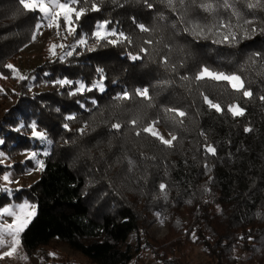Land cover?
<instances>
[{"label": "trees", "instance_id": "16d2710c", "mask_svg": "<svg viewBox=\"0 0 264 264\" xmlns=\"http://www.w3.org/2000/svg\"><path fill=\"white\" fill-rule=\"evenodd\" d=\"M93 3L99 11L91 10ZM75 7L88 11L73 18L70 41L86 37L87 43L68 45L71 55L45 61L22 80L18 102L0 120V149L10 157L35 152L42 162L37 181L21 190L37 207L20 236L26 255L58 242L91 264H144L145 250H155V264H193L191 249L200 247L205 264H264V8L248 9L245 0H236L242 15L236 28L230 10L220 7L213 16L189 0L183 6L175 0V9L167 0H80ZM40 15L23 11L18 0H0V76L13 77L7 65L32 42ZM229 18L236 42L214 43L220 39L216 29L207 38L184 30L193 23L207 30ZM104 22L106 31L123 32L132 42H95L96 27ZM138 24L151 31L141 32ZM136 55L141 58L131 59ZM204 66L239 75L252 97L223 81H196ZM31 82L49 89L31 93ZM143 88L151 100L135 95ZM125 92L130 99H116ZM201 93L223 112L209 108ZM231 104L244 115L233 117ZM165 108L183 110V123L169 119ZM153 120L177 136L173 147L143 132L135 135ZM33 122L46 141L33 137ZM115 123L119 130L111 127ZM27 163L35 166L33 159ZM155 214L170 229L166 241L149 236Z\"/></svg>", "mask_w": 264, "mask_h": 264}, {"label": "snow or ice", "instance_id": "6c2138e0", "mask_svg": "<svg viewBox=\"0 0 264 264\" xmlns=\"http://www.w3.org/2000/svg\"><path fill=\"white\" fill-rule=\"evenodd\" d=\"M80 2V0H18V3L20 6H22V10L26 12H34L41 14L39 19L41 21H47V26L49 28L55 27L57 30L60 29V20L62 19L65 22V29L68 34H73L75 32L74 27V19L79 20L82 15H84L88 9L87 8H77L75 5H77ZM168 6L175 9V0H167ZM179 3L183 6L185 4V0H179ZM190 4L197 5L199 8H201L204 12L208 13L209 15H215L218 8L222 7L225 10H230L231 16L235 17L236 20V28L242 27L240 24V21L242 19V15L240 10L236 7V0H232L230 3L229 0H220V3H214L213 0H200V2L197 4V0H189ZM245 6L248 9H256V8H264V2L262 0H255V2H252V0H245ZM151 7V5H149ZM92 11H99V7L93 3L91 5ZM183 20V17L181 18ZM107 23L104 22L102 24H98L96 27V31L93 34L95 42L99 43L100 41H106L108 44H116L120 41H127V43H131V37L126 36L123 32L117 33L115 30L112 31H106ZM254 21L250 19H243V24H253ZM44 25L42 23H37L36 25V31L38 32L41 27ZM137 27L141 32H150L151 30L147 28L143 24H138ZM219 30L216 34L220 36L219 40L214 41V43H223V42H236L237 40V32L234 30V25L232 24L231 18L225 21H217L216 24L211 25L207 27L201 25L199 23H193L190 28H185L184 30L186 32H189L194 37H200V38H207L208 34L212 33L213 30ZM264 30V29H262ZM257 31V29L253 28L252 32ZM245 37L248 36V32H244ZM109 37H117L118 39H109ZM33 40L35 39V35H33ZM66 39V36H65ZM80 45H85L87 43V40L85 38H80L77 41ZM146 44H151V40H146ZM64 48L65 45L63 43L56 45L53 44L50 47L51 54L53 56L56 55V48ZM140 52H143L147 54L146 48H140ZM66 55H71V52L66 53ZM256 56H259V53L256 54ZM141 57L139 55L132 56L131 59L137 60ZM63 59V57H61ZM163 63L167 66L168 60L167 58H164ZM8 68L12 69V65H7ZM173 70H175V65L172 66ZM13 71H15L13 69ZM98 71L103 74L102 69H98ZM20 79H24V77H19ZM182 79H188L187 77H182ZM194 79L196 81H205V82H226L235 92L240 93L242 97L245 98H251L252 92L249 89H246L244 86L243 79L233 73V74H226L224 72H218L215 70L210 69L207 66L202 67L195 75ZM57 83L61 85L70 84L71 82L68 80H61ZM96 87H100L101 91L103 90L102 85H94ZM85 88V85L81 83L79 85V90H83ZM91 90V89H89ZM75 94V93H71ZM135 95L142 97L146 100H151V97L149 96L148 89H136ZM201 96L203 98V101L209 106V108L214 109L216 112H223V109L221 108L219 103H214L212 100L208 98L207 95H204L201 93ZM116 99L118 100H126L130 99V96L127 92L123 93V95L117 96ZM261 101H264V96L260 97ZM95 103V102H93ZM166 114H171L169 116V119L174 121L176 124H182L183 123V117L186 116V113L183 110L175 109V108H165L164 109ZM227 111L231 113L233 117L236 116H243L244 115V109L239 106V104H231L228 106ZM74 116H69L68 119H74ZM133 129H136V126L138 124L137 119H132L130 122ZM159 123L157 120H153L151 123L143 126L139 130L135 131L136 136H140L141 132L146 133L152 137H154L159 143L163 144L166 147H173V142L177 140V136L173 133H169L171 136V139H166L156 128V125ZM30 127L32 128V135L34 138H37L41 141H46L47 136L42 131H37V125L33 122ZM65 128L68 127V125H64ZM87 127V125H85ZM112 128L119 130L121 128V125L119 123H115L111 125ZM81 134H83V129L80 130ZM245 131L250 132V128H246ZM203 135V133H201ZM3 141H0V144H2ZM50 143V141H49ZM205 151L207 153H211L215 155V148L210 145L205 146ZM3 153H0V156H2ZM47 155V153H45ZM30 156L32 159H35L37 156V153L32 152L30 153ZM133 162L129 161V164L131 165ZM37 164L42 167V162L37 161ZM4 181L11 183L9 175L3 176ZM166 188V185L161 184L160 190L164 191ZM4 191H10L9 189H3ZM35 205L29 204L27 202L15 206V207H3L0 209V217L8 216L12 217L13 222L7 223L6 221L0 222V248L7 247V251L0 252V259L4 258H12L17 253V250L20 247L21 241L20 236L21 233L25 230V228L30 223L32 217L35 215Z\"/></svg>", "mask_w": 264, "mask_h": 264}, {"label": "rangeland", "instance_id": "374dc122", "mask_svg": "<svg viewBox=\"0 0 264 264\" xmlns=\"http://www.w3.org/2000/svg\"><path fill=\"white\" fill-rule=\"evenodd\" d=\"M39 23H42L44 26L41 27L38 32L35 31V39L32 40L29 45L25 46L21 50V54L16 59V61L11 63L13 66L11 70H15L13 71V77L6 78L0 76V120L3 119L4 116H6L8 110L14 107L18 102L19 96L22 93L20 86V82H22V80L27 79L30 73L42 66L45 61L54 60L63 53H68V45L75 47L78 44L76 40H74V42L70 41L71 38L73 39L72 35H74V33L68 34L66 30L63 32L61 27L59 30H57L55 27L49 28L47 26V21L40 20ZM74 27L76 29L75 24ZM83 38L87 40L86 37ZM61 43H63L65 47L56 48V55L53 56L50 51L51 45H59ZM19 77H24V79H20ZM28 88L31 93H40L49 89V87L45 84L41 87H38L33 82L29 84ZM22 127L23 124H21L19 128ZM156 128L166 139H171V136L167 131L157 126ZM0 153H3V155L0 156V165L3 167L8 166L10 168L6 172L0 173V209L3 207H15L25 202L35 205V203L24 192L21 191L22 189H28L33 183L37 181L40 176V166L37 164V161L33 159L35 163L34 167L27 163V160L32 159L30 156V153L32 152L25 151L23 153H16L13 157H10L1 149ZM17 163L25 166L21 167L20 165H17ZM4 175H9L12 182L8 183L4 181ZM3 189H9L10 191H4ZM36 209L37 207L35 208V215L32 217L28 226L36 216ZM2 221L12 223L13 219L12 217L5 215L0 217V222ZM149 236L155 241H166L170 236V229L166 221L157 214L154 215V223L149 229ZM173 240L175 239H171V241ZM7 250V247L0 248V252ZM154 252L155 250H145L143 252V257L145 258L144 264H155ZM191 257L193 259V264H205L206 255L202 248L193 247L191 249ZM0 264L91 263L79 253L71 251L63 244L54 242L49 247L40 249L32 256H27L23 250L22 244H20V247L14 257L0 259ZM242 264L244 263L242 262Z\"/></svg>", "mask_w": 264, "mask_h": 264}]
</instances>
